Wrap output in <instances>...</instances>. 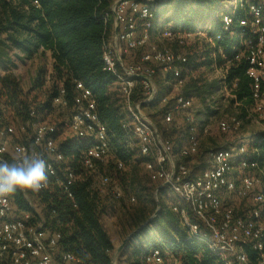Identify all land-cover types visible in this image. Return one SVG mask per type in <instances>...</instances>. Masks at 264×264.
<instances>
[{"label": "built area", "instance_id": "2783aa9c", "mask_svg": "<svg viewBox=\"0 0 264 264\" xmlns=\"http://www.w3.org/2000/svg\"><path fill=\"white\" fill-rule=\"evenodd\" d=\"M150 1L112 0L110 5L112 28L102 47L103 70L115 78L127 115L122 123L126 136L117 139L116 144L124 153L136 152L144 158L143 166L149 179L158 183L153 192L155 196L159 189L168 187L181 201L179 205H173L172 210L178 213L188 229V236L203 242L225 264H250L242 249L244 245L257 253L255 264H264V189L256 188L258 179L249 172L241 176L238 184L233 175L236 169L258 168L257 160L247 156V149L241 142L229 148L209 147L206 151L208 165L193 172L184 162L175 161L173 142L160 135L143 111V105L152 102L157 94L155 67L160 66L164 73L170 74L173 86H181L180 65L186 62L183 53L150 41L154 29ZM223 9L221 31L207 38L221 61L219 65H213L218 74L216 96L221 102L235 100L236 80L227 82L226 77L233 62L243 60L245 74L250 79L251 108L264 119V0H227ZM237 11L246 16L234 20ZM107 16V13L103 15L104 21ZM235 24L238 32L233 30ZM207 29L200 30L198 35L205 36ZM161 35L184 46L194 34L161 27ZM223 35L234 39L228 49L230 54L224 47H216L215 40H220ZM138 48L144 50L135 61L132 53ZM137 85L139 92L135 91ZM64 95L65 89L60 84L52 100L57 111H66L59 122L16 123L0 110V161L12 163L25 152L42 156L48 164L49 179L47 187L39 193H51L58 188L72 199L73 207L76 206L73 190L82 181H88V189L97 194L110 191L115 199H119L122 195L120 187L113 185L104 170L110 160V135L98 116L91 91L82 81H74L69 110ZM172 99L174 110L187 124V143L179 149L180 156L187 157L198 150L194 100L184 94H177ZM214 99V95H209L202 107L219 110ZM168 100L169 96L162 97V102ZM164 121H172L170 111L165 114ZM240 125L241 122L234 118H219L216 129L225 134L235 132ZM204 132H207L206 128ZM66 133L68 138L74 139V144L83 145L75 159L74 155L66 156L61 150L60 142L65 139L61 137ZM114 163L116 169H123L122 160L115 159ZM221 191L248 199L251 208L243 216L237 215L231 206L223 205ZM18 192L28 203V210L19 208L13 195L0 199V264H83L72 252L60 248L61 233L45 227L41 206L39 210L32 207V201L38 202L34 195L37 193ZM146 261L161 264L158 250H152Z\"/></svg>", "mask_w": 264, "mask_h": 264}, {"label": "trees", "instance_id": "16d2710c", "mask_svg": "<svg viewBox=\"0 0 264 264\" xmlns=\"http://www.w3.org/2000/svg\"><path fill=\"white\" fill-rule=\"evenodd\" d=\"M226 1L149 2L154 13V29L168 27L194 34L189 45L187 43L180 46L185 48L181 53L186 56V62L180 65L181 78L185 84L184 95L196 96L202 103L206 97L214 95L218 108L222 103L215 95L218 81H207L206 76L196 77L195 74L201 69L204 74L206 70L210 71L214 64L219 65L221 62L217 50L211 47L207 38L221 31L220 15L224 11L222 5ZM111 3L112 0H0V105L12 111L11 119L16 123L47 120L51 114L60 113L57 111L58 107L52 104L59 85L65 89L64 98L67 100L69 110L74 81H82L91 91L98 116L110 135V160L104 168L105 173L111 178L113 185L117 184L122 192L121 197L115 199L110 191L100 195L88 189V181L78 182L73 190L75 207L72 206V199L67 198L58 188L51 193L34 194L41 206L45 227L59 231L60 248L72 252L83 264H112L115 247L111 241L110 228L112 232L117 230L125 233L123 238L129 232H135L118 253L115 264H152L146 261V257L154 249L159 252L161 264L174 262L225 264L203 242L188 236V229L182 224L178 213L166 207L169 199L166 196L169 193L168 187L158 190L160 207L156 211L153 192L158 183L149 179L143 166L144 158L136 152L124 153L116 144L117 139L126 136L122 123L127 119V115L115 78L103 70L102 47L109 38L112 28ZM105 13L108 15L106 21L103 19ZM243 16H246V13L237 11L233 19ZM206 27L208 29L205 36L198 35V32ZM233 30L239 31L237 24L233 26ZM233 42L234 39L227 35L215 40L216 47H224L228 54ZM143 50L144 48L134 50L133 60H138ZM45 53L51 58V73L46 76L45 71H38L31 87L24 91L13 70L27 59ZM245 69L246 64L243 60L234 61L226 81L236 80V98L230 101L251 107L250 79L246 76ZM154 80L158 88L157 94L152 102L143 105V111L160 135L169 139L166 135H169L172 123H166L164 116L174 110V104L172 98L162 102V97L168 96L163 86L167 82L171 85L172 78L169 73H164L161 67L157 66ZM46 81L50 85L44 92L43 99L36 104L30 95L33 91L43 88ZM135 91H140L138 85ZM0 110L6 115V111L1 108ZM219 113H221L219 110L211 111L203 107L194 110L196 118L204 114ZM230 118L241 122L235 132L239 131L242 126L241 118L239 116ZM185 130L187 133V127ZM73 144L74 139L65 138L60 142V147L66 156L74 155L75 159L83 145L72 146ZM251 145L254 149L251 157L257 160L258 167L264 172V135L254 138ZM72 147H76L75 150H72ZM180 148L176 151L173 143L175 161L184 162L188 166L186 162L188 156L181 157ZM115 159L124 162L123 169L115 168ZM140 169L146 173V181L141 179ZM13 196L19 208L29 209L28 203L18 191ZM130 198L134 200L131 201ZM122 217L125 220H122ZM146 221L148 223L143 225ZM242 249L247 255L248 262L255 264L257 253L247 245Z\"/></svg>", "mask_w": 264, "mask_h": 264}, {"label": "rangeland", "instance_id": "374dc122", "mask_svg": "<svg viewBox=\"0 0 264 264\" xmlns=\"http://www.w3.org/2000/svg\"><path fill=\"white\" fill-rule=\"evenodd\" d=\"M223 6L224 4L222 5V7ZM152 32H153V38H150V41L152 43L158 46H161V47L164 46V47L171 48L178 52H183V50L185 49L184 47L178 46L173 41L164 38L161 35V28L157 27L153 29ZM192 41L193 39L191 38V40H189L188 42V45ZM40 70L45 71L46 76H48L51 73V58L48 53L40 54V55L38 54L36 56H33L31 59H27L24 63L19 64V66L13 70V73L16 75V77L21 82V85L24 91H27L31 87L32 82L34 81L38 71ZM202 71L203 69L197 71L195 76L202 77L201 75H203L204 77L206 76L207 81L208 80H212L213 82L218 81V74L213 68H211L210 71L206 70L204 74ZM49 85L50 84L48 83V81H46L43 88L33 91L31 93L30 98L34 99L36 104L39 103V101L43 99L44 92L49 87ZM184 85L185 84H182L181 86H173L172 84L170 85V82H167V83H164L163 88L167 91L168 93L167 95L169 96V98H172L177 94H185ZM191 97L194 100L195 110H200V108L202 107L201 99H199L196 96H191ZM0 108L6 111L7 112L6 115L9 118H11L12 111L10 109H6L5 107L1 105H0ZM219 111L221 113H219L218 115L204 114V116L202 115L197 118L195 116L197 113H195L194 115L197 138H198V150L195 154L189 155L186 158V162L189 168H191L193 172H196L199 169H203L208 165V158L206 155V149L208 147L224 146L226 148H229L241 142L243 145H245L247 149V156L251 157L254 153L253 145H251V142L257 136L264 135V119L262 116L253 112L252 108L249 105H242L239 102H232L230 100H226L222 102L221 105L219 106ZM65 114H66V111L61 112V113L55 112L51 114L50 116H48L47 120L51 119L55 122H59L64 119ZM171 115H172V121H171L172 127L170 128L169 135H166V136L171 141H173L176 151H177L178 148H180L181 146L187 143V133L185 130L187 125L185 123L184 118L180 115L178 111L171 110ZM233 116H239L241 118L242 126L239 129V131L225 133V134L220 133L216 129L217 120L219 118H230ZM204 128L207 129V132H203ZM62 138H68L67 133L62 134L61 139ZM245 172H249V174H252L253 176H255L256 179H258L256 188L264 189V172L259 167L253 170L236 169L235 174L233 175L238 183H239L241 176ZM139 175L143 181L147 180L146 173L143 171V169H140ZM166 196L167 198H169L166 203L167 208L172 209L173 205H179L181 202L170 189H169V193ZM220 197H221V201L223 205L231 206L238 215L243 216L251 208V203L248 199H243L236 194H229V193H224L223 191H221ZM158 198L159 197L154 195V199L156 201V209L160 207L158 204ZM31 204L33 208L39 210L38 202L32 201ZM123 219L124 217H122V220ZM123 223H126V222H123ZM113 233H115V235L117 236L118 241H121L125 238V237L123 238V235L125 233L118 232L117 230L115 232L113 230L112 234ZM128 234H130V232ZM128 234H126V236ZM132 237L133 235L130 238ZM115 261H117V258Z\"/></svg>", "mask_w": 264, "mask_h": 264}, {"label": "clouds", "instance_id": "9594fccd", "mask_svg": "<svg viewBox=\"0 0 264 264\" xmlns=\"http://www.w3.org/2000/svg\"><path fill=\"white\" fill-rule=\"evenodd\" d=\"M48 179V164L42 156L25 152L12 163L0 161V199L17 191L39 193Z\"/></svg>", "mask_w": 264, "mask_h": 264}, {"label": "water", "instance_id": "95a60500", "mask_svg": "<svg viewBox=\"0 0 264 264\" xmlns=\"http://www.w3.org/2000/svg\"><path fill=\"white\" fill-rule=\"evenodd\" d=\"M158 209H156V211H157ZM156 211H155V213H156ZM154 213V214H155ZM154 216V215H153ZM152 218V217H151ZM150 218V219H151ZM149 219V220H150ZM148 220V221H149ZM148 221H146L143 225H146L147 223H148ZM134 233L135 232H132V233H130V234H128L123 240H122V242L120 243V245L115 249V251H114V253H113V257H112V261L113 262H115V260H116V258H117V255H118V253L123 249V247L125 246V244H126V242L128 241V239L132 236V235H134Z\"/></svg>", "mask_w": 264, "mask_h": 264}, {"label": "crops", "instance_id": "0c3cea01", "mask_svg": "<svg viewBox=\"0 0 264 264\" xmlns=\"http://www.w3.org/2000/svg\"><path fill=\"white\" fill-rule=\"evenodd\" d=\"M151 36H152V37H151ZM151 36H150V38H153V32H151ZM109 233L112 234V229H111V228L109 229ZM111 241H112V243H113L115 249H116V248L120 245V243H121V241H118V238H117V236L115 235V233H113V234L111 235Z\"/></svg>", "mask_w": 264, "mask_h": 264}]
</instances>
